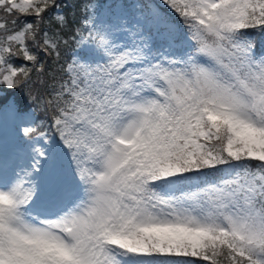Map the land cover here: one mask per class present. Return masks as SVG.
<instances>
[{
    "label": "snow or ice",
    "instance_id": "snow-or-ice-1",
    "mask_svg": "<svg viewBox=\"0 0 264 264\" xmlns=\"http://www.w3.org/2000/svg\"><path fill=\"white\" fill-rule=\"evenodd\" d=\"M0 264H264V0H0Z\"/></svg>",
    "mask_w": 264,
    "mask_h": 264
}]
</instances>
